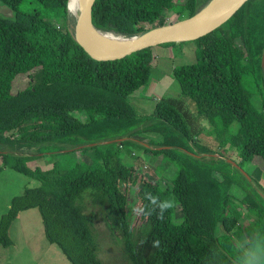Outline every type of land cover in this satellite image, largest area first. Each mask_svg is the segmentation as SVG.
Wrapping results in <instances>:
<instances>
[{
	"label": "trees",
	"instance_id": "trees-1",
	"mask_svg": "<svg viewBox=\"0 0 264 264\" xmlns=\"http://www.w3.org/2000/svg\"><path fill=\"white\" fill-rule=\"evenodd\" d=\"M208 1L98 0L94 23L134 35L161 25L171 11L192 15ZM0 4L14 11L11 17L0 13V174L10 167L40 182L11 200L0 219V245L13 244L12 222L22 210L35 207L46 237L72 264H104L93 228L95 211L88 214V206L109 216L130 264H235L258 238L264 242V209L258 203H264V185L247 168L264 161V0H250L220 28L194 40L196 61L174 66L171 73L182 98L161 97L147 114H139L130 98L152 78L156 48L99 62L71 35L68 0ZM37 68L26 88L16 91L22 75ZM255 95L262 109L253 103ZM187 104L194 106L193 118L182 112ZM78 111L86 122L75 115ZM235 122L238 128L232 131ZM81 145L73 150L76 158L46 170L27 164L41 156L21 153L30 148L59 153ZM133 146L161 155L166 168L175 167L167 176L171 185L151 180L134 162L124 161L125 153L139 158ZM230 152L256 187L225 160ZM146 193L173 199L175 207L163 219L156 212L145 215ZM132 199L145 225L141 241L130 220ZM233 202L255 214L251 226L240 225L230 209ZM176 208L180 222L174 220ZM237 234L244 236V246Z\"/></svg>",
	"mask_w": 264,
	"mask_h": 264
},
{
	"label": "rangeland",
	"instance_id": "rangeland-1",
	"mask_svg": "<svg viewBox=\"0 0 264 264\" xmlns=\"http://www.w3.org/2000/svg\"><path fill=\"white\" fill-rule=\"evenodd\" d=\"M185 16H178L176 13L171 11L160 20V24L170 23ZM68 26L71 28L69 19ZM165 47L167 46L160 45L155 48L163 49ZM196 49L197 46L195 41L185 42L175 50V58L171 59L170 61L167 59H162L161 62L158 61L153 67L152 78H150V81L141 87L136 94H142L140 97H143L144 99L150 97L148 99L151 101L154 98L159 99V95H161L160 98H163L167 95V97L171 99L180 100L182 98L180 84L170 74L169 67L172 65L179 66L193 63L196 61ZM156 56L159 57L158 55ZM157 65L161 67H157ZM37 70L38 68L36 70L30 71L29 73L23 74L22 77L16 82L14 89L18 91L26 88L29 80L32 79V73L34 74V72ZM158 72H164V76L156 85L158 88H155L156 86L152 88L154 84L153 81H157L158 79ZM136 102H138V100ZM253 103L259 109L263 108V102L259 96H253ZM147 104L150 105L148 101ZM186 107L187 112L185 113V109H182V112L185 114V116H187V118L188 116L193 118L196 113L194 106L192 105V107H190V105L187 104ZM135 108L139 113L138 109H140V105L137 104V107L135 106ZM140 110H143L142 112L146 114L152 112L151 109ZM75 115L83 122L87 121V117L84 113L78 111L75 112ZM200 124H202L204 127L209 126L206 120H201ZM230 128L232 131H235L238 128V123L235 122ZM78 147H72L59 153L57 151L55 152L53 149H43V151H47L40 153L36 148H30L22 151L21 153L41 156L39 158L35 157L34 159L29 160L27 164L32 169L39 167L43 170H46L52 167L55 162H57V164L64 165L65 161H68L71 157L76 158L77 153L73 150L77 149ZM133 147L134 148L132 151L135 153L133 156L135 157L139 154L140 159L137 157L132 159L130 158L129 153H125L124 161L131 164L134 162L138 168L151 180H160L161 185L163 186L171 185L170 177H172L175 167L173 166L166 168L164 163L161 161V155L159 157H154L152 154H148L141 149L139 150L135 148V146ZM151 147L155 148L153 146ZM230 154L232 159L235 160V153L230 152ZM86 159L88 160L89 157H86ZM0 163L2 164L1 156ZM220 164L223 165V163ZM158 166H161L163 169H165L164 172L160 171ZM247 166L246 167L250 173L254 174L255 176L260 175V182L264 185V161L262 159H257L255 162L250 163ZM167 176L170 177L168 178ZM39 184L40 182L35 178L25 175L24 173H21L10 167L4 168L0 174V219L8 211L13 197L21 195L27 188L35 187ZM258 203L259 206L264 209V203L261 201H258ZM136 205V202H134L132 199L130 204V220L133 228L137 231V239L141 241L140 237L144 236L145 225L140 220ZM134 209L137 211H133ZM230 209L237 217L240 218V225L243 228H247L253 219H255V214L249 211L243 204L239 205L238 203L234 204L233 202L230 204ZM93 211H95L93 228L98 240V252L100 257L103 259L104 264H130L128 257L124 252V243L119 238L117 232L113 233L112 228L109 225V216H107L105 213H102L101 209L98 207L88 206L86 209L88 214H91ZM174 220L176 222H180L182 220V213L177 208L174 213ZM219 232L221 233V231ZM9 235L13 241V244L7 247L0 245V264H72L62 249L57 244L50 242L46 237L43 219L38 208L34 207L22 210L18 217L12 222ZM236 240L241 246H244V236L237 234Z\"/></svg>",
	"mask_w": 264,
	"mask_h": 264
},
{
	"label": "water",
	"instance_id": "water-1",
	"mask_svg": "<svg viewBox=\"0 0 264 264\" xmlns=\"http://www.w3.org/2000/svg\"><path fill=\"white\" fill-rule=\"evenodd\" d=\"M97 1L82 0L75 30L73 31L72 28H69V30L92 59L99 62H112L125 59L148 48H155L168 43L194 41L203 37L224 25L250 0H209L192 15L158 25L134 35L117 34L98 28L94 23V7ZM70 3V0H68V11ZM0 13L11 17L14 11L7 5L0 4ZM69 16L68 13V19ZM108 33L124 38L127 41L117 46H110L107 44L108 39L106 38ZM262 67L264 68V51L262 54ZM96 144L98 143L88 145ZM83 146L85 145L79 146L78 149ZM215 156L219 155L215 154ZM225 160L237 168L256 187L252 177L245 168L231 158H226Z\"/></svg>",
	"mask_w": 264,
	"mask_h": 264
},
{
	"label": "clouds",
	"instance_id": "clouds-1",
	"mask_svg": "<svg viewBox=\"0 0 264 264\" xmlns=\"http://www.w3.org/2000/svg\"><path fill=\"white\" fill-rule=\"evenodd\" d=\"M145 199L149 201L148 212L145 215L156 212L158 218L163 219L164 213L175 207V202L173 199L160 200L158 196L152 193H146ZM159 209L157 212L156 210ZM133 211H137L134 209ZM143 212L144 209H139ZM158 241H154L153 245L158 246ZM235 264H264V242L259 238L254 243L250 251L244 253L242 257H237Z\"/></svg>",
	"mask_w": 264,
	"mask_h": 264
},
{
	"label": "crops",
	"instance_id": "crops-1",
	"mask_svg": "<svg viewBox=\"0 0 264 264\" xmlns=\"http://www.w3.org/2000/svg\"><path fill=\"white\" fill-rule=\"evenodd\" d=\"M176 49H177V47H171V46H167V47H165L163 49L162 48H159V49L156 48L155 54L159 56L157 58V59H159L158 61L161 62L162 59H167L168 61H170L171 59L175 58L176 57V54H175V50ZM157 67H161V66L157 65ZM173 68H174L173 65L171 67H169L170 74L172 73ZM157 76H158V79H157V81H153L154 84H153V87L152 88H154L160 82V79L164 76V72H160V73L158 72ZM159 87H160V85H159ZM155 88H158V86H156ZM141 95L142 94H135V96H131L130 100H131L132 104L134 106H136V107H137V104L140 105V109H146V110L151 109L153 111V109H154V107H155L156 102H157L158 99L154 98L151 101V100L148 99L150 97H148L147 99H144L143 97H140ZM160 96L161 95H159V98H160ZM134 97H137L138 99L137 98H134ZM133 99H134V101H133ZM155 99H156V101H155ZM137 100H138V102H136ZM147 101L150 103V105L147 104ZM140 109H138L139 110V113H144V112H142L143 110H140ZM144 114H146V113H144Z\"/></svg>",
	"mask_w": 264,
	"mask_h": 264
},
{
	"label": "bare ground",
	"instance_id": "bare-ground-1",
	"mask_svg": "<svg viewBox=\"0 0 264 264\" xmlns=\"http://www.w3.org/2000/svg\"><path fill=\"white\" fill-rule=\"evenodd\" d=\"M70 5H69V23H70V27L72 28V30H75V26H76V22H77V18L79 15V11L81 8V4H82V0H70ZM106 38L108 39V45L110 46H117L118 44L121 43H126V39L121 38L119 36H113V34L108 33V35L106 36Z\"/></svg>",
	"mask_w": 264,
	"mask_h": 264
}]
</instances>
